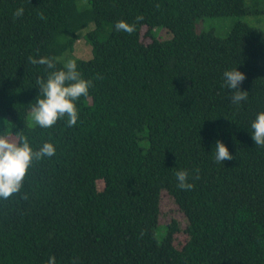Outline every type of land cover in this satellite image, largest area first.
<instances>
[{
  "label": "trees",
  "instance_id": "1",
  "mask_svg": "<svg viewBox=\"0 0 264 264\" xmlns=\"http://www.w3.org/2000/svg\"><path fill=\"white\" fill-rule=\"evenodd\" d=\"M263 16L264 0H0V136L55 147L0 198V264H264V146L251 139L264 59L248 38ZM219 17H230L221 35L197 23ZM120 20L136 30L116 31ZM90 25L91 57L77 59V33ZM69 59L92 81L74 102L76 124L30 126L37 79ZM234 68L248 92L239 105L223 75ZM217 140L232 160L215 161ZM179 170L191 190L177 187ZM161 191L183 222L158 224Z\"/></svg>",
  "mask_w": 264,
  "mask_h": 264
},
{
  "label": "clouds",
  "instance_id": "2",
  "mask_svg": "<svg viewBox=\"0 0 264 264\" xmlns=\"http://www.w3.org/2000/svg\"><path fill=\"white\" fill-rule=\"evenodd\" d=\"M22 15V8L17 9L14 13L16 17ZM136 19L139 21L143 17L138 16ZM115 30L124 31L131 35L136 29L134 24L130 25L120 20L115 24ZM28 59L32 64L45 65L48 69L55 68L54 58L40 57L34 59L30 56ZM223 75L226 86L230 90H234L233 102L239 105L248 97L247 91L239 90V85L244 81L245 75L236 68L225 71ZM36 83L43 98H37L31 108L30 118L35 125L41 128H50L56 124L58 119L65 116L68 118L69 127L75 125L78 120V111L74 102L82 96L87 97L88 89L92 86L91 80L82 78L81 73L77 70L76 62L72 59L67 60L63 69L50 72L46 81L37 79ZM251 128L253 129L251 139L255 145L264 146V112L257 114L251 123ZM215 149L216 162L221 163L233 159L227 147L219 140L216 141ZM54 155L55 147L50 142H44L39 150L33 151L27 138L23 135L16 139L0 136V198L8 199L20 191L28 169L34 160L40 161L45 157ZM175 176L179 189L191 190L194 187L192 183L188 182L189 173L187 170H179ZM47 264H56L55 257H49Z\"/></svg>",
  "mask_w": 264,
  "mask_h": 264
},
{
  "label": "rangeland",
  "instance_id": "3",
  "mask_svg": "<svg viewBox=\"0 0 264 264\" xmlns=\"http://www.w3.org/2000/svg\"><path fill=\"white\" fill-rule=\"evenodd\" d=\"M251 19V18H250ZM202 22L204 24V28H212L216 34H223L230 26V17H219V18H203L199 20L197 23ZM92 28L90 25L88 29L81 30L77 33L78 39L73 44L72 55L81 60H88L91 57V48L84 40V33ZM255 29L253 30L252 35H250L249 43L251 47L256 49V53L259 57L264 59V16L261 18L260 22L254 26ZM200 24H197V30L201 31ZM157 29H153V34L156 35L158 39H165L167 37V31L161 29L158 32ZM145 28H142L140 33V41L144 44L150 42V38L145 36ZM251 33V32H250ZM30 112H28V120L27 123L32 126L34 125V121L30 118ZM7 123V117H0V128L1 125ZM10 139H15L14 136H6ZM171 219L182 221V213L177 209L175 204L173 203L172 199L168 196L165 191L160 192L159 196V217H158V224L164 226L167 224ZM179 222V223H180ZM181 224V223H180ZM182 226V224H181ZM163 227H157L155 231L156 237L161 239L163 237ZM174 240L177 242H182L184 240V236L182 234H176Z\"/></svg>",
  "mask_w": 264,
  "mask_h": 264
}]
</instances>
